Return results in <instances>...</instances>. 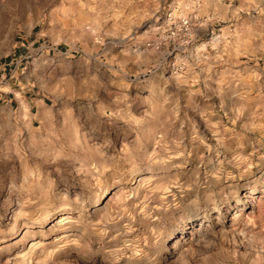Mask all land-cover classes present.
Returning a JSON list of instances; mask_svg holds the SVG:
<instances>
[{
  "label": "rangeland",
  "instance_id": "obj_1",
  "mask_svg": "<svg viewBox=\"0 0 264 264\" xmlns=\"http://www.w3.org/2000/svg\"><path fill=\"white\" fill-rule=\"evenodd\" d=\"M0 264H264V0H0Z\"/></svg>",
  "mask_w": 264,
  "mask_h": 264
}]
</instances>
